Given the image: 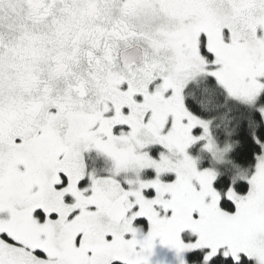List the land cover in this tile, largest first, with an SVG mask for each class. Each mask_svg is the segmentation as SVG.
I'll list each match as a JSON object with an SVG mask.
<instances>
[{"label":"snow or ice","instance_id":"snow-or-ice-1","mask_svg":"<svg viewBox=\"0 0 264 264\" xmlns=\"http://www.w3.org/2000/svg\"><path fill=\"white\" fill-rule=\"evenodd\" d=\"M0 264H264V0H0Z\"/></svg>","mask_w":264,"mask_h":264}]
</instances>
